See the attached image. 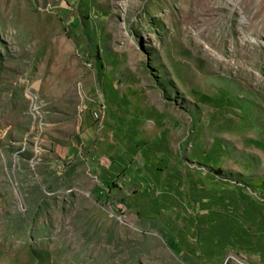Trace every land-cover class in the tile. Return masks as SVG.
Listing matches in <instances>:
<instances>
[{
    "label": "rangeland",
    "instance_id": "1",
    "mask_svg": "<svg viewBox=\"0 0 264 264\" xmlns=\"http://www.w3.org/2000/svg\"><path fill=\"white\" fill-rule=\"evenodd\" d=\"M109 59L205 147L169 194L79 157ZM0 264H264V0H0Z\"/></svg>",
    "mask_w": 264,
    "mask_h": 264
},
{
    "label": "crops",
    "instance_id": "2",
    "mask_svg": "<svg viewBox=\"0 0 264 264\" xmlns=\"http://www.w3.org/2000/svg\"><path fill=\"white\" fill-rule=\"evenodd\" d=\"M121 63L109 59L102 65L107 72L96 78L101 86L95 111L104 114L100 118L84 114V139L77 152L95 171L99 192L132 191L140 199L169 194L161 177L173 179L189 168L188 162L209 161V157L195 139L188 134L181 137L180 123L160 109L156 89L144 88L136 67L122 72ZM102 104L105 109H100Z\"/></svg>",
    "mask_w": 264,
    "mask_h": 264
},
{
    "label": "built area",
    "instance_id": "3",
    "mask_svg": "<svg viewBox=\"0 0 264 264\" xmlns=\"http://www.w3.org/2000/svg\"><path fill=\"white\" fill-rule=\"evenodd\" d=\"M105 108H106L105 105L102 104V105H101V109H105ZM103 114H104V113H103V112H100V111H95V112H94V116H95L96 118H100Z\"/></svg>",
    "mask_w": 264,
    "mask_h": 264
}]
</instances>
